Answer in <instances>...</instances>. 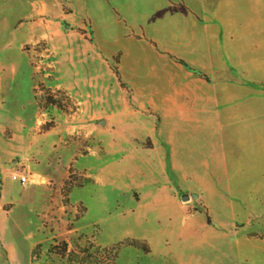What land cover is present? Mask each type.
Wrapping results in <instances>:
<instances>
[{"label":"rangeland","instance_id":"1","mask_svg":"<svg viewBox=\"0 0 264 264\" xmlns=\"http://www.w3.org/2000/svg\"><path fill=\"white\" fill-rule=\"evenodd\" d=\"M121 1L135 5L132 12L137 18L142 16L153 26L169 29L167 40H192L190 29L207 26L209 11L211 25L231 31L230 43L239 46L247 40L255 47L249 51L247 65L243 62L245 75L238 83L251 94H212L210 114L207 106L200 105L191 114L192 94H127V84L118 68L110 67L115 76L113 82H107L110 94H91L93 98L101 95L103 104L102 112L91 121L105 134L99 155L104 166L100 183L88 185L77 169H56L57 176L67 174L62 187L52 181L43 184L33 175V160L37 157L29 142L61 117L56 112L80 105V99L65 91L68 80L62 51L64 43L80 42L73 40L74 35L68 38L69 31L75 33V38H79L80 31L71 28L69 20L56 19L60 38L52 54L41 49L34 53L30 66L17 68V75L10 76L9 87L5 80L7 68L3 67L8 50L3 49L5 35L0 33V179L3 172L7 175L23 170L29 174L30 184L36 185L30 187L28 196L16 197L14 211L4 217L8 234L2 243L5 248H0V264H214L224 256L230 259L220 264H257L254 254L244 258L247 245L234 243L230 254L223 255L208 240L200 242L199 233L196 241L191 239L189 231L206 222V216L193 213L196 197L190 192L206 190L207 177L214 171L238 174L243 199L233 196L234 206L244 204V195L252 191L264 192V0ZM124 12L125 7L118 10L122 18ZM245 32L248 36L240 35ZM151 44L161 56L167 55L161 43ZM167 57L191 71L184 60ZM73 71L78 82L82 77ZM116 78L120 84L118 94L114 92ZM34 123L39 131L23 127ZM192 125H196L195 130ZM159 130L181 145L160 143L147 151L153 148L152 134L158 141ZM112 143L115 145L110 147ZM230 143L238 148L236 167L228 162ZM44 148L49 155V148ZM7 182L14 188V195L17 188H26L10 179ZM37 186H49L53 192L51 205L45 203L43 211L34 217L40 223L39 235L18 225L32 215L30 208L44 201V188ZM230 189L233 192L232 186ZM183 196L189 198L183 200ZM10 208L5 203L3 211ZM254 210L263 223L249 229L263 234L264 209Z\"/></svg>","mask_w":264,"mask_h":264},{"label":"crops","instance_id":"2","mask_svg":"<svg viewBox=\"0 0 264 264\" xmlns=\"http://www.w3.org/2000/svg\"><path fill=\"white\" fill-rule=\"evenodd\" d=\"M0 1V33L5 35L3 49L8 50L3 64L8 72L5 77L8 87L9 83L11 84L10 76L17 75V68L30 66L35 59L34 55L38 54L40 49L49 53L54 50L57 37L60 38L59 33L56 32V19L69 20V26L71 28L75 26L80 31L77 34L79 38H75L76 35L72 31H69L67 36L69 38L70 35H74L73 40L79 39V44L69 41L64 43L62 49L64 75L68 80L65 91L80 99L78 101L80 105L62 113L56 112V115L61 117L55 119L52 126L29 142L30 147L34 148L32 153L37 157L33 160L36 170L33 175L38 176L43 184L44 181H52L62 187L67 174L57 176L56 169L63 171L77 169L89 182L88 185L98 186L100 183L104 166L100 163L102 160L99 155L105 134L103 129L95 126L91 121L102 112L103 104L100 102L101 95L93 98L91 94H110L111 90L106 88L107 82H113L115 78L110 67L118 68L119 75L127 84V94H192L191 114L199 105L207 106L206 111L210 114L212 94H251L243 88L242 83L239 85L238 83L242 75H245L241 69L245 67L243 62L247 65L249 51L255 47L251 43L248 44L247 40L239 46L230 43L231 31L211 25L209 11L207 26L197 30L195 27L190 29L193 33L192 40L183 38L167 40L165 35L168 34L169 29L153 26L144 21L142 16L137 18L135 12H132L135 5L131 1H125V4L121 0ZM123 7H125L124 18L118 13ZM120 20L124 23L121 26ZM240 35L246 37L248 33H240ZM151 42L156 43L157 46L161 43L163 52L184 60L191 66V71L184 69L183 65L177 64L167 55L161 56ZM73 69L82 77L78 82L73 78ZM235 75L238 77H234ZM115 81L117 84L114 92L118 94L120 84L117 78ZM237 88L240 90L234 93ZM27 126L23 125L26 131L40 129L35 123L30 127ZM195 126H191L193 130ZM23 127L21 131H25ZM153 133L157 132L153 131ZM156 135L158 141L152 134L153 148L147 151L154 150L160 146V143L163 146L181 145V142L174 143L170 136L161 134V130ZM114 137L117 139L118 135ZM114 145L115 143H112L110 147ZM44 146L51 151L49 155L44 152ZM139 148L142 150V143ZM237 150L238 148L233 147L232 143L227 148L228 162H232L234 167H236ZM192 152L194 153V148ZM9 174L3 172L0 179V248H5L2 243L5 242L3 239L8 234L4 217H9L14 211L15 198L28 196L30 187L36 186L30 184L32 183L30 181L25 184L26 188H17L15 190L17 195H14V188L7 182V179H10ZM206 182L207 188L203 192H190L196 197L193 198V205L196 206L193 213H204L206 222L199 224L196 230L185 232L189 231L192 234L193 241L197 240L196 233H199L200 242L208 240L214 249L217 247L218 250L223 251V255L230 254L234 243L242 247L247 245L248 254L244 258L247 259L254 254L255 258H258L257 264H264V233L257 229L254 231L249 229L251 225L262 226V219L256 215L253 208L264 209V192L252 191L244 195L246 198L244 204L238 203L234 206L231 201L233 196L240 201L243 199L240 190L242 184L238 174H229L227 171L217 174L214 171L207 177ZM231 186L233 192H230ZM37 187L44 188V201L41 203L43 206L30 208L32 215L20 221L18 225L26 227L30 234L39 235L40 223L34 217L36 213L40 214L43 211L45 203L51 205L53 192L48 188L49 186ZM140 200L141 198L137 203ZM5 203L11 205L10 210L6 212L3 211ZM79 203L83 204L80 200ZM221 258V261L218 258L214 264L230 259L226 256Z\"/></svg>","mask_w":264,"mask_h":264},{"label":"built area","instance_id":"3","mask_svg":"<svg viewBox=\"0 0 264 264\" xmlns=\"http://www.w3.org/2000/svg\"><path fill=\"white\" fill-rule=\"evenodd\" d=\"M9 178L13 182H17L20 185H25L30 182L29 174L23 170L13 171L9 174Z\"/></svg>","mask_w":264,"mask_h":264},{"label":"water","instance_id":"4","mask_svg":"<svg viewBox=\"0 0 264 264\" xmlns=\"http://www.w3.org/2000/svg\"><path fill=\"white\" fill-rule=\"evenodd\" d=\"M68 25V24H66ZM189 198V196H183V200H187Z\"/></svg>","mask_w":264,"mask_h":264}]
</instances>
